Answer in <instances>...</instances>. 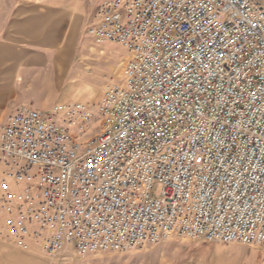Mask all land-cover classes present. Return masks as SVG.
<instances>
[{
  "label": "built area",
  "instance_id": "built-area-1",
  "mask_svg": "<svg viewBox=\"0 0 264 264\" xmlns=\"http://www.w3.org/2000/svg\"><path fill=\"white\" fill-rule=\"evenodd\" d=\"M206 3L102 0L88 35L125 51L121 76L0 133L13 242L48 259L172 236L264 251V0Z\"/></svg>",
  "mask_w": 264,
  "mask_h": 264
},
{
  "label": "rangeland",
  "instance_id": "rangeland-1",
  "mask_svg": "<svg viewBox=\"0 0 264 264\" xmlns=\"http://www.w3.org/2000/svg\"><path fill=\"white\" fill-rule=\"evenodd\" d=\"M16 1L40 0H0V14L12 11L11 3ZM41 1L57 6L60 10L58 23L50 15L43 20L44 29H50L52 23H57L59 27L58 33L44 32L45 40L54 37L59 43L57 47L44 49V59L53 58L59 53L63 57L60 67L63 64L65 66L63 65L61 73H44L37 80L29 77L27 88L20 90L21 98L27 101V105L23 106L47 111L59 104L100 103L104 87L121 76L127 58L121 47L97 46L88 35V28L94 22L95 12L102 0ZM2 23L6 22L0 15V24ZM100 50H104L106 54L101 55L98 53ZM0 264H264V251L254 246L206 243L172 236L144 250L103 252L84 257L68 251L57 258L48 259L33 248H24L13 242L0 212Z\"/></svg>",
  "mask_w": 264,
  "mask_h": 264
},
{
  "label": "crops",
  "instance_id": "crops-1",
  "mask_svg": "<svg viewBox=\"0 0 264 264\" xmlns=\"http://www.w3.org/2000/svg\"><path fill=\"white\" fill-rule=\"evenodd\" d=\"M11 9L12 11L0 14L6 22L0 24V131L17 109L27 107L23 106L27 105V101L21 98L20 90L27 88L29 77L37 80L44 73H61L65 66L63 64L60 67L63 57L59 53L53 58L44 59L45 48L59 46L54 37L49 40L44 38L45 31L50 34L59 32V8L40 0L16 1L11 3ZM49 15L57 23H52L50 29L46 30L43 20ZM98 53L106 54L104 50Z\"/></svg>",
  "mask_w": 264,
  "mask_h": 264
},
{
  "label": "snow or ice",
  "instance_id": "snow-or-ice-1",
  "mask_svg": "<svg viewBox=\"0 0 264 264\" xmlns=\"http://www.w3.org/2000/svg\"><path fill=\"white\" fill-rule=\"evenodd\" d=\"M158 2H159V0H158ZM209 3H212L213 6H217V4L214 3V0H209ZM209 3H206V4L203 5V7L205 8V10H207V9L209 8ZM181 70H182V71H186V72H187V71H191V66L189 65L188 67H186V68H182ZM165 99H167V97H165ZM217 119H218V118H217ZM205 147H207V145H205ZM210 151H211V149L209 148V149H207V151H205V152H203V153L200 154L202 160H204V162H205V166H206L207 163H208V161H207V156H208V152H210ZM198 162H199V161H198Z\"/></svg>",
  "mask_w": 264,
  "mask_h": 264
},
{
  "label": "bare ground",
  "instance_id": "bare-ground-1",
  "mask_svg": "<svg viewBox=\"0 0 264 264\" xmlns=\"http://www.w3.org/2000/svg\"><path fill=\"white\" fill-rule=\"evenodd\" d=\"M128 58V57H127ZM124 64H125V62H124Z\"/></svg>",
  "mask_w": 264,
  "mask_h": 264
}]
</instances>
